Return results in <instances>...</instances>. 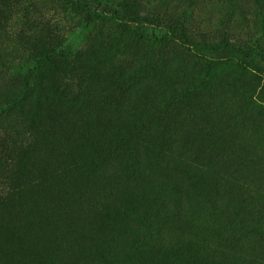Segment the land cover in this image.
Returning a JSON list of instances; mask_svg holds the SVG:
<instances>
[{
    "label": "rangeland",
    "instance_id": "obj_1",
    "mask_svg": "<svg viewBox=\"0 0 264 264\" xmlns=\"http://www.w3.org/2000/svg\"><path fill=\"white\" fill-rule=\"evenodd\" d=\"M104 1L125 2L134 11L162 22H182L192 34L208 39L228 37L244 48L259 39L264 45V0L258 3L254 0ZM30 39H48L59 51L83 54L82 65L87 67L88 77H73L63 86L67 87L70 99L84 102L77 106L66 100L62 103L63 111H56L59 117L67 114L62 120H70L65 132L70 139V135L78 132L76 118L88 120L99 80L124 70L131 61H141L144 54L154 62V73L134 87L130 103L141 97L153 98L168 83L202 73L201 67L186 52L174 46L138 41L100 20L86 22L71 0H0V104L17 89L18 78L31 76L28 91L34 97L39 94L37 75L29 60ZM225 67L214 64L216 79L207 84L201 103L174 117L177 132L184 136L179 138L182 149L176 153L177 159L148 156L153 161L141 165L136 172L128 163L127 167L115 168L108 162L96 173H90L85 181L83 170H78L66 171L48 182L27 185L31 143L20 124L22 118L18 112L11 111L2 117L0 134L4 135L5 148L0 152V215L6 217L12 209V213L21 214L13 230L7 231L16 236L15 241L9 247H0L3 263L110 264L109 260L119 261L107 249L111 243L108 245L98 238L110 240L109 236L122 233L125 217L110 215L104 220L105 231H94L100 226L103 204L120 186L126 188L125 204L149 217L156 215L152 225L148 223L144 232L131 237L130 264H144V256L162 240L158 235L163 231L167 236L184 237L189 226H197L201 217L197 204L204 202L209 208H216L221 216L229 217H233L245 198H250L253 206L264 207V76L247 69ZM44 111L46 122L39 127L43 136L36 147L61 135L60 125H52L47 120L49 113L52 116L48 105ZM48 154L50 159L40 164L36 173L32 172L33 178L57 165L77 162L71 153L57 158L49 149ZM141 155L145 153H139L138 157ZM182 158L203 159L204 173H195L187 167L188 163H181ZM222 161L226 166L220 164ZM224 177H229L233 184L225 185L221 181ZM18 186L25 188L13 197L6 195ZM198 194L202 199L195 198ZM156 198L161 200L158 209ZM177 202H182L184 207H179ZM247 224L242 218L233 220V226ZM4 225L3 217L0 227ZM20 227L29 228V234H22ZM233 230L232 226L226 227V233ZM119 247L112 248L117 251ZM233 264L256 262L249 259Z\"/></svg>",
    "mask_w": 264,
    "mask_h": 264
},
{
    "label": "trees",
    "instance_id": "obj_2",
    "mask_svg": "<svg viewBox=\"0 0 264 264\" xmlns=\"http://www.w3.org/2000/svg\"><path fill=\"white\" fill-rule=\"evenodd\" d=\"M71 1L76 12L86 17V22L100 20L115 26L126 35H133L138 41H155L174 46L186 52L201 67L202 73L195 78L168 83L153 98L141 97L130 103L134 87L142 84V79L154 73V62L148 54H144L141 61H131L132 64L124 67V70L115 71L99 80V88L91 99L95 98L90 107L88 120L80 116L76 118L78 123L75 128L78 132L70 135V139L65 133L70 120L64 122L62 119L67 114H62L60 118L56 111H63L62 103L66 100L77 106L84 102L70 99L66 94L67 87L63 86L65 81L73 77L79 76L82 79L88 77V69L82 65L83 54L59 51L48 39L40 41L30 39L29 60L34 75H37L35 79L40 87L39 94L34 97L28 91L31 76L18 78L17 89L0 104V120L10 111L18 112L22 118L20 124L23 132L31 143L29 156L32 159L28 161L27 185L48 182L66 171L78 170H83L82 176L85 181L90 173H96L102 164L108 162L115 168L122 165L127 167L128 163V167L136 172L142 168L141 165L153 161V158L148 156L154 158L169 156V160H176V153L182 149L179 138L184 136L177 132V121L174 117L191 111L194 106L201 103L208 88L207 84L216 79L214 64L238 70L247 69L264 76V45H261L259 39L244 48L236 45L228 37L208 39L203 35L192 34L188 27L179 21L162 22L149 18L134 11L125 2ZM254 1L258 3V0ZM106 52L110 54V50ZM47 105L52 112V116L49 113L47 120L50 119L52 125L56 123L60 125L61 129L58 132L61 135L49 138L48 143L36 147V143H41L40 137L43 136L39 127L46 122L44 110ZM69 139L70 144L67 143ZM2 141L4 142V135L0 134V149L5 148ZM49 149L57 158H65L67 153H71L77 158V162L57 165L33 178V173L40 168V164L50 159ZM3 151L4 149L0 150L1 153ZM139 153L145 155L138 157ZM181 163H188L187 167L195 173L205 171L203 167L205 162L201 158L198 160L182 158ZM220 164L226 166V162L222 161ZM147 171L148 174H152L150 169ZM233 178L235 179L234 176ZM221 181L228 187L233 184L229 177H224ZM24 188L18 186L6 195L13 197ZM216 188L218 187L213 189ZM125 192V187H118L112 197L103 204L99 213L100 226L94 231H105L104 220L110 215L121 214L125 217L122 233L109 236L110 240L106 237L98 238L108 245L110 242L111 245L107 247L110 249V255L120 259L115 262L109 260L110 264H130L128 259L132 251L128 245L132 241L131 237L144 232L146 230L144 226L150 222L152 225L156 219L155 213L149 217L144 212H136L125 204ZM195 198L202 199V196L198 194ZM249 199L245 198L242 201L241 206L234 211L233 217L221 216L216 208H209L204 202L197 204L201 214L197 226H189L184 237L167 236L163 231L158 235L162 240L159 239L160 242L154 244L144 256V264H233L249 259L256 264H264V207L251 205ZM177 205L184 207L182 202H177ZM159 206L161 200L157 209ZM12 210L6 217L0 215V220L4 217L5 223L0 227V247H9L15 241L16 236L7 231L13 230L15 222L21 220L17 217L21 214L16 211L12 213ZM241 218L248 224L233 226V220ZM231 226L234 230L226 233V227ZM28 230L29 228L22 230L20 227V232L24 235L29 234ZM117 245L120 247L114 251L112 247ZM0 264H4L2 254Z\"/></svg>",
    "mask_w": 264,
    "mask_h": 264
}]
</instances>
